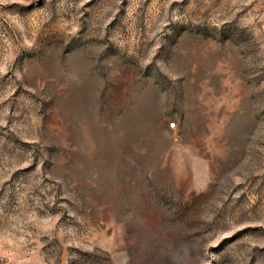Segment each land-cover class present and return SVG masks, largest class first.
<instances>
[{
	"label": "rangeland",
	"instance_id": "374dc122",
	"mask_svg": "<svg viewBox=\"0 0 264 264\" xmlns=\"http://www.w3.org/2000/svg\"><path fill=\"white\" fill-rule=\"evenodd\" d=\"M0 264H264V0H0Z\"/></svg>",
	"mask_w": 264,
	"mask_h": 264
},
{
	"label": "built area",
	"instance_id": "2783aa9c",
	"mask_svg": "<svg viewBox=\"0 0 264 264\" xmlns=\"http://www.w3.org/2000/svg\"><path fill=\"white\" fill-rule=\"evenodd\" d=\"M171 127H175V123H171V125H170Z\"/></svg>",
	"mask_w": 264,
	"mask_h": 264
}]
</instances>
